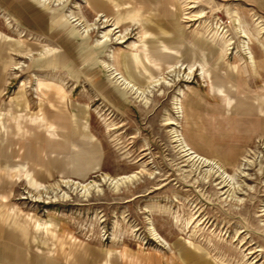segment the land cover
Masks as SVG:
<instances>
[{
  "label": "rangeland",
  "instance_id": "1",
  "mask_svg": "<svg viewBox=\"0 0 264 264\" xmlns=\"http://www.w3.org/2000/svg\"><path fill=\"white\" fill-rule=\"evenodd\" d=\"M0 212L62 261L264 264V0H0Z\"/></svg>",
  "mask_w": 264,
  "mask_h": 264
},
{
  "label": "crops",
  "instance_id": "2",
  "mask_svg": "<svg viewBox=\"0 0 264 264\" xmlns=\"http://www.w3.org/2000/svg\"><path fill=\"white\" fill-rule=\"evenodd\" d=\"M9 213L0 212V251L11 254L10 262L4 256L0 257V264H18L20 259L24 264H163L156 256L135 254L130 251H120V253L112 254L108 251L101 252L99 254H94L92 257H79L76 256L71 258L67 257L66 260H61L60 256L56 257L54 254L50 257L49 254H45L43 250L41 251L39 247H44V239L42 238L36 244H31L28 241V237L33 234H38L42 232V236L45 231L42 230L36 223L32 224L30 227V222L27 219H20L19 221H13L9 218ZM35 232V233H34ZM54 237V230L52 233ZM39 236V235H37ZM44 237V236H43ZM34 239L33 241H36ZM38 247L37 251L33 248ZM55 247V246H53ZM79 247H100L92 246L89 244H84Z\"/></svg>",
  "mask_w": 264,
  "mask_h": 264
}]
</instances>
